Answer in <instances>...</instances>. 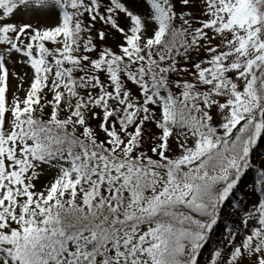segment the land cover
Instances as JSON below:
<instances>
[{"label":"snow or ice","instance_id":"6c2138e0","mask_svg":"<svg viewBox=\"0 0 264 264\" xmlns=\"http://www.w3.org/2000/svg\"><path fill=\"white\" fill-rule=\"evenodd\" d=\"M205 250L264 264V0H0V264Z\"/></svg>","mask_w":264,"mask_h":264},{"label":"rangeland","instance_id":"374dc122","mask_svg":"<svg viewBox=\"0 0 264 264\" xmlns=\"http://www.w3.org/2000/svg\"><path fill=\"white\" fill-rule=\"evenodd\" d=\"M8 69H9V72H13V71H15V72H19L20 74H23V71H22V69H20V68L18 67V64H17V66L14 68V67H13V64H12L11 61H9ZM15 85H16V81H15V79H14V78L10 79V92H9V96H11V92L14 90Z\"/></svg>","mask_w":264,"mask_h":264},{"label":"trees","instance_id":"16d2710c","mask_svg":"<svg viewBox=\"0 0 264 264\" xmlns=\"http://www.w3.org/2000/svg\"><path fill=\"white\" fill-rule=\"evenodd\" d=\"M47 46L52 47V45L50 43ZM229 226H231V225H229ZM215 247H216V243H214V242L208 245L209 250L214 249ZM200 259H201V264H204V262H206L209 259V255H208L207 250L203 251Z\"/></svg>","mask_w":264,"mask_h":264}]
</instances>
